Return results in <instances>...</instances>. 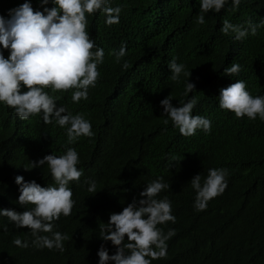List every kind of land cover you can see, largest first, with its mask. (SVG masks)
<instances>
[{
	"label": "trees",
	"instance_id": "trees-1",
	"mask_svg": "<svg viewBox=\"0 0 264 264\" xmlns=\"http://www.w3.org/2000/svg\"><path fill=\"white\" fill-rule=\"evenodd\" d=\"M23 2L0 0V13L7 15L9 8ZM111 2L122 6L118 24L107 25L99 12L89 17L90 36L105 49L97 86L90 89L88 100L79 103L71 100V91L55 93L61 97L58 104L73 114L83 113L94 131L92 137L82 136L68 145L79 152L78 168L83 175L79 183L70 184L76 201L72 214L61 216L54 230L67 233L69 239L63 251L39 249L31 245L27 226L16 228L0 216V225L8 226L7 231L0 228V264H98L102 244L110 254L116 251L111 241L99 236L100 223L139 199L147 183L160 176L170 187L159 198L167 196L172 202L176 222L158 227L165 233L178 228L175 238L167 241L172 264H264V121L227 116L216 107L219 99L215 96L229 76L223 69L233 63L242 65L241 72L233 76L246 79L254 96L264 95V27L242 41L220 31L225 19L237 24L264 20V0L244 2L235 11L226 6L219 13L210 12L204 25L195 19L198 0ZM33 6L40 7L38 0H33ZM122 42L128 51L116 63L109 53ZM174 57L192 71L189 78L182 75L180 81H171L168 63ZM188 79L196 88L185 96ZM170 94L176 105L195 96L198 102L193 114L210 118L211 132L197 130L193 136H184L170 128V121L165 125L160 101ZM37 116L21 120L0 104V173L10 165L26 180L47 186L54 181L45 166L31 170L24 166L38 161L47 150L62 154L67 135L65 129L45 124ZM172 154L181 161L170 168ZM212 167L229 170L228 186L205 210L196 211L190 180L199 173L207 176ZM87 178L97 181L95 194L87 191ZM19 194L15 182V201L10 199L0 208L24 211L17 202ZM16 237L30 246L14 245Z\"/></svg>",
	"mask_w": 264,
	"mask_h": 264
},
{
	"label": "clouds",
	"instance_id": "clouds-1",
	"mask_svg": "<svg viewBox=\"0 0 264 264\" xmlns=\"http://www.w3.org/2000/svg\"><path fill=\"white\" fill-rule=\"evenodd\" d=\"M40 7L34 9L33 0L9 8L7 15L0 13V104L12 109L13 114L21 120H30L37 116L45 124L55 123L65 129L67 135L66 150L55 154L47 150L24 167L31 170L44 167L50 171L54 181L42 186L35 179L26 180L24 175L9 167L0 173V205L6 206L10 199L15 201L13 187L18 185V203L24 211L0 208V216H6L16 228L27 226L33 239L31 245L36 248L63 251L64 241L69 239L67 233L54 230L55 222L61 216L72 214L76 201L70 184L80 182L83 169L78 168L79 152L75 144L80 137L94 135L92 122L83 113L73 114L66 105L58 104L61 98L55 93L71 91V100L79 103L88 100L90 89L97 86L100 78L99 66L105 62V49L91 38L88 31L89 17L96 13L104 15V22L111 26L120 22L122 6H113L111 0H38ZM251 0H198L199 12L195 17L198 25L206 23V14L219 13L229 6L233 11ZM52 5V6H48ZM246 24V26H245ZM245 24L233 23L225 19L220 31L233 35L237 41L246 39L250 34L257 35L258 29L264 27V20L258 23L250 19ZM8 50V55H5ZM127 43L122 42L118 50L109 55L120 63L127 54ZM128 66L127 62L123 65ZM168 67L171 81L178 82L181 76L190 77L192 71L185 63L173 58ZM242 65L233 63L223 69L228 74L225 84L215 93L219 110L227 116L264 121V95H253L248 88L249 82L238 80ZM254 85V83H253ZM196 85L188 79L184 95L195 90ZM170 94L160 101L162 114L166 117L164 124L172 123V130H179L184 136H193L197 130L210 133V118L193 114L197 98L173 103ZM207 101L212 105L211 101ZM181 159L172 154L168 157V166L179 165ZM84 163V162H83ZM82 163V164H83ZM229 170L212 167L207 176L196 174L192 177L191 187L195 191L194 209L203 211L209 201L223 194L228 186ZM15 179V180H14ZM87 191L95 194L97 181L87 178ZM170 185L163 176L157 177L143 188L139 199H133L122 211L113 212L106 223H100L99 236L103 241H111L116 251L110 254L102 244L98 250V264H158L168 260L167 241L178 234V228H169L165 233L159 225L169 221L176 222L172 211V202L167 196L159 194ZM30 207H26L29 206ZM4 231L7 224L0 225ZM13 244L20 248L30 246L27 240L16 237ZM263 253L261 249H257ZM165 258V260H164Z\"/></svg>",
	"mask_w": 264,
	"mask_h": 264
}]
</instances>
